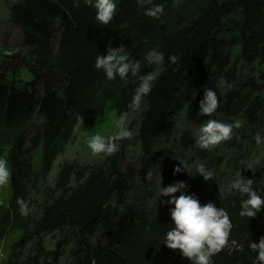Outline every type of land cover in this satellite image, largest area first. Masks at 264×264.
<instances>
[{
  "label": "trees",
  "instance_id": "16d2710c",
  "mask_svg": "<svg viewBox=\"0 0 264 264\" xmlns=\"http://www.w3.org/2000/svg\"><path fill=\"white\" fill-rule=\"evenodd\" d=\"M110 5L8 4L0 264H264V0ZM109 104L137 152L59 159Z\"/></svg>",
  "mask_w": 264,
  "mask_h": 264
},
{
  "label": "rangeland",
  "instance_id": "374dc122",
  "mask_svg": "<svg viewBox=\"0 0 264 264\" xmlns=\"http://www.w3.org/2000/svg\"><path fill=\"white\" fill-rule=\"evenodd\" d=\"M16 0H0V37L7 36L5 34H12L10 37L19 35L15 28H12L7 20L8 4L13 3ZM99 2H108L113 5L114 0H97ZM110 5V6H112ZM23 78H31V75L27 71H23ZM138 110L133 111L136 121H130L129 114L118 115L115 110V105L109 104L102 112L98 122L91 132L83 130L78 131L76 138L68 145L65 152L59 156V159L77 158L82 159L84 156L90 157L96 156L101 152L103 148V142L107 137L124 134L130 140V150L134 153L137 152L135 123L137 122L136 113ZM86 154V155H85ZM7 192L6 184L0 186V193ZM14 236L3 239L0 247V258L5 253V249Z\"/></svg>",
  "mask_w": 264,
  "mask_h": 264
}]
</instances>
